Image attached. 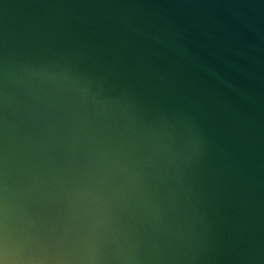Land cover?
Returning a JSON list of instances; mask_svg holds the SVG:
<instances>
[{
    "label": "water",
    "instance_id": "95a60500",
    "mask_svg": "<svg viewBox=\"0 0 264 264\" xmlns=\"http://www.w3.org/2000/svg\"><path fill=\"white\" fill-rule=\"evenodd\" d=\"M0 264H264V0H0Z\"/></svg>",
    "mask_w": 264,
    "mask_h": 264
}]
</instances>
